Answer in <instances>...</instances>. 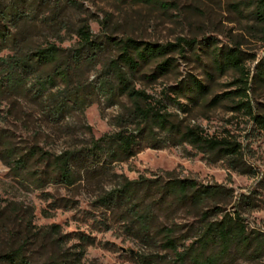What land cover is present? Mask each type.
<instances>
[{
	"label": "rangeland",
	"instance_id": "rangeland-1",
	"mask_svg": "<svg viewBox=\"0 0 264 264\" xmlns=\"http://www.w3.org/2000/svg\"><path fill=\"white\" fill-rule=\"evenodd\" d=\"M37 2H43V5L38 9L34 7L32 20L27 26L36 36L32 42L40 45L45 40L53 42L54 39L40 23L48 14V0ZM163 2L169 5L168 9L144 4H117L112 0H85L79 7L65 10L63 19L71 30L79 20L85 21L95 37L107 33L115 39L130 38L156 45L173 44L178 38L194 40L183 55L173 53L167 56L172 60V68L164 77L145 82L141 76L152 74L156 67L155 62H148L140 68L133 85L145 91L155 102H161L162 107L157 108H166L175 115L180 126L195 125L207 136L226 138L238 144L242 165L237 171L232 170L226 163L215 162L182 143L167 144L157 150L143 149L128 161L113 165L111 170L130 181L140 176L157 178L172 173L173 177L193 180L199 185L222 186L231 191V197L219 202L224 213L239 210L247 233H264V132L256 129L241 113L230 112L234 102L223 100L213 107L207 105L215 96L237 89L231 84L238 78L233 70L218 73L212 69V49L235 48L244 54L243 66L251 78L248 93L251 107L264 115V82L255 77L258 61L264 60V31L256 28L251 19L252 3L250 0ZM100 22L104 23L105 29ZM60 36L62 48L74 45L72 33L62 32ZM115 56V51L107 48L96 57V62H100L98 65L82 60L78 67L71 68L80 80L96 86L107 59ZM190 76L209 86L206 100L196 104L183 98L176 101L172 93L166 91ZM92 100L82 117L77 112L70 113L64 119L62 129H52L33 112L35 104H25L19 99L15 103L0 99V132L22 151L37 145L56 156L71 144H78L77 150H82L90 138L99 139L120 130H133V126L126 125V109L130 108V103L125 96L108 92L92 97ZM181 106L190 108L189 112L181 114L178 110ZM155 131L159 139L165 137ZM114 182L103 178L100 187L107 192ZM98 186L78 180L71 187L44 183L37 188L24 173L13 172L0 160V213H4V218L0 216V253L9 245L16 247L27 242L25 255L36 264L61 256L68 258L70 264H143L148 260L149 264H177L160 248L158 237L150 236L143 241L118 218L105 214L97 203L100 196ZM242 201L246 206H242ZM194 222L195 218L182 211L158 217V223H174L182 227L181 233ZM192 240L190 236L185 245Z\"/></svg>",
	"mask_w": 264,
	"mask_h": 264
},
{
	"label": "trees",
	"instance_id": "trees-1",
	"mask_svg": "<svg viewBox=\"0 0 264 264\" xmlns=\"http://www.w3.org/2000/svg\"><path fill=\"white\" fill-rule=\"evenodd\" d=\"M85 0H48L47 16L41 24L49 32L53 42H32L34 34L28 27L32 11L43 2L37 0L0 1V99H19L25 104H35L33 112L45 120L52 129H62L64 119L73 112L81 117L93 103L92 97L118 92L127 98L126 125L133 130H120L99 139L90 138L85 149L71 144L67 150L53 156L37 145L22 151L13 146L8 137L0 132V160L13 172H22L39 188L45 184L75 185L78 180L99 185L97 203L105 214L115 216L126 228L141 239L150 236L160 239V248L169 253L177 264H264V233L249 234L242 223L239 210L224 213L219 206L221 200L231 197V191L219 186H203L193 180L178 179L172 173L161 177H138L130 181L117 176L113 165L124 163L143 149H161L167 144L185 143L198 153L223 162L232 170L241 168V150L238 144L226 138L207 136L198 126H180L175 115L167 112L161 102L138 90L133 80L142 65L155 62L152 74L143 75L145 82L164 77L172 68L168 55H183L194 40L178 38L173 44L156 45L138 42L130 38L115 39L104 33L101 37L91 34L87 23L79 20L71 30L63 19L65 10L77 8ZM117 4L154 5L168 9L163 0H112ZM251 19L256 28L264 31V0H250ZM105 29L103 22H100ZM71 34L75 42L65 49L60 33ZM110 48L116 56L107 59L98 85L80 80L72 66L85 63L98 65L96 57ZM244 54L235 48H213L210 54L212 69L218 73L233 70L238 78L231 85L237 89L212 98L207 105L215 106L223 100L234 102L230 112L246 116L253 126L264 132V115L251 107L248 99L251 78L243 66ZM74 72V73H73ZM259 82H264V60L257 63ZM209 81L211 76H208ZM209 86L189 77L166 91L174 99L183 98L190 104L206 100ZM180 106V104H177ZM178 108L187 114L190 108ZM209 109V108H205ZM32 112V113H33ZM69 131V127H65ZM89 130V128H88ZM164 134L158 138L155 131ZM104 158V161L102 159ZM115 181L109 191L100 187L101 179ZM246 206V202H241ZM240 207V206H239ZM182 211L195 218L184 233L182 227L158 223L159 215ZM4 218V213H0ZM37 235V234H36ZM34 235V237L36 236ZM192 241L185 245L189 237ZM27 242L16 247L9 245L0 253V264H36L25 255ZM143 264H149L142 262ZM43 264H70L66 257H55Z\"/></svg>",
	"mask_w": 264,
	"mask_h": 264
}]
</instances>
